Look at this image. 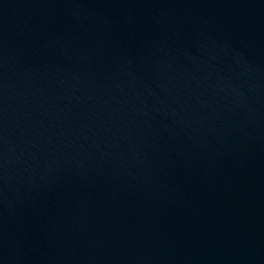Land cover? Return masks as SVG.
I'll return each mask as SVG.
<instances>
[{
	"label": "water",
	"instance_id": "1",
	"mask_svg": "<svg viewBox=\"0 0 264 264\" xmlns=\"http://www.w3.org/2000/svg\"><path fill=\"white\" fill-rule=\"evenodd\" d=\"M0 264H264V0H0Z\"/></svg>",
	"mask_w": 264,
	"mask_h": 264
}]
</instances>
